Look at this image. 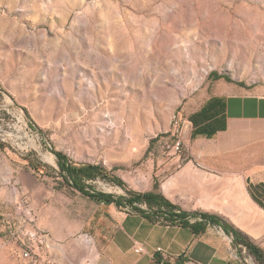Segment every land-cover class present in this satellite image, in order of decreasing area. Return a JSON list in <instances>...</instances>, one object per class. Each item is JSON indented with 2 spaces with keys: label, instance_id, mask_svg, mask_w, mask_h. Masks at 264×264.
Instances as JSON below:
<instances>
[{
  "label": "rangeland",
  "instance_id": "obj_1",
  "mask_svg": "<svg viewBox=\"0 0 264 264\" xmlns=\"http://www.w3.org/2000/svg\"><path fill=\"white\" fill-rule=\"evenodd\" d=\"M220 83L264 90V0H0V264H82L115 230L110 208L130 213L71 188L54 151L99 166L94 191L154 190L201 211L168 187L218 166L220 140L174 146ZM33 227L47 246L24 258Z\"/></svg>",
  "mask_w": 264,
  "mask_h": 264
},
{
  "label": "crops",
  "instance_id": "obj_2",
  "mask_svg": "<svg viewBox=\"0 0 264 264\" xmlns=\"http://www.w3.org/2000/svg\"><path fill=\"white\" fill-rule=\"evenodd\" d=\"M186 122L191 124V140L197 145L213 141L215 146L220 140L211 152L218 166L207 159L213 168L181 169L168 191L180 186L183 194L190 193L191 201L177 199L175 203L222 216L248 235L264 255V90L246 91L220 83ZM5 158L0 152V169ZM3 199L0 188V209L7 206ZM109 214L117 221L115 230L105 241H97L95 252L82 264H157V248L168 256L165 264H182L183 259L192 264H235L238 253L231 237L214 226L194 235L187 228L151 224L134 213L118 216L113 207ZM49 233L52 239L66 236L53 230ZM136 246L143 252L135 253Z\"/></svg>",
  "mask_w": 264,
  "mask_h": 264
},
{
  "label": "trees",
  "instance_id": "obj_3",
  "mask_svg": "<svg viewBox=\"0 0 264 264\" xmlns=\"http://www.w3.org/2000/svg\"><path fill=\"white\" fill-rule=\"evenodd\" d=\"M219 78L230 81L226 77ZM53 154L56 158L59 174L66 183L89 199L125 208L151 224L187 228L194 235L204 233L208 226L219 227L225 234L230 235L231 245L236 251L241 250L240 247H244L255 258L257 264H264L262 250L222 216L201 211H184L154 190L143 193L128 191L126 196H114L110 193L94 191L86 184V181H91L96 177L93 173L100 170L99 166L87 165L76 168L62 152L54 151ZM113 181L121 185L120 180L114 179ZM156 263L163 264L160 260H156Z\"/></svg>",
  "mask_w": 264,
  "mask_h": 264
},
{
  "label": "built area",
  "instance_id": "obj_4",
  "mask_svg": "<svg viewBox=\"0 0 264 264\" xmlns=\"http://www.w3.org/2000/svg\"><path fill=\"white\" fill-rule=\"evenodd\" d=\"M183 142L181 140H178L175 143L174 149L177 152H180L182 147H183ZM17 233H13V236H16ZM19 236V235H18ZM24 236H27L26 240H22L21 241V246L24 247L23 249V257L24 258H30L31 257V253L34 249V242L37 241L40 244H46L47 246V237L49 236L46 233L43 232H38L36 230V228L33 227V230L27 231ZM241 248V255L237 254L234 257V261L235 264H250L249 263V259L245 256H243L244 253H246V249L244 247H240ZM134 252L137 254H140L143 252V248L141 246H136L134 248ZM155 260H160L163 264H165V262L168 260V256L163 252V250H161L160 248L156 249L155 252V256H154ZM182 264H192L191 261L187 260V259H183Z\"/></svg>",
  "mask_w": 264,
  "mask_h": 264
},
{
  "label": "water",
  "instance_id": "obj_5",
  "mask_svg": "<svg viewBox=\"0 0 264 264\" xmlns=\"http://www.w3.org/2000/svg\"><path fill=\"white\" fill-rule=\"evenodd\" d=\"M190 139H191V124L189 122H185L180 140L184 144H187Z\"/></svg>",
  "mask_w": 264,
  "mask_h": 264
}]
</instances>
